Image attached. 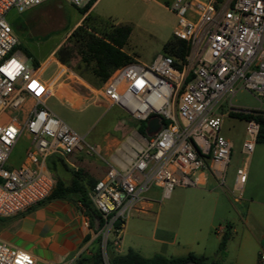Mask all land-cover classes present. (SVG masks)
Masks as SVG:
<instances>
[{
	"label": "built area",
	"instance_id": "built-area-1",
	"mask_svg": "<svg viewBox=\"0 0 264 264\" xmlns=\"http://www.w3.org/2000/svg\"><path fill=\"white\" fill-rule=\"evenodd\" d=\"M45 1L0 0V69L11 72L0 71V217L25 212L51 194L56 177L51 160L57 165L73 153L96 152L46 105L52 88L14 51L18 38L7 13ZM64 1L82 8L89 0ZM170 10L176 16L172 35L188 44L184 56L161 52L149 65H121L94 93L137 121H159L156 131L133 129L100 156L106 169L88 196L99 214L96 236L105 264L107 245L118 246L124 221L141 210L150 188L168 197L175 186L200 185L209 169L224 183L232 146L220 133L223 114L216 109L221 100H228L227 114L264 115V0H173ZM240 89L257 97L255 112L231 103ZM258 129L254 119L246 120L244 159L234 176L239 190ZM23 134L29 147L12 166L10 152ZM80 207L82 225L89 227V216ZM0 264H35V259L0 240ZM256 264H264V251Z\"/></svg>",
	"mask_w": 264,
	"mask_h": 264
},
{
	"label": "rangeland",
	"instance_id": "rangeland-1",
	"mask_svg": "<svg viewBox=\"0 0 264 264\" xmlns=\"http://www.w3.org/2000/svg\"><path fill=\"white\" fill-rule=\"evenodd\" d=\"M172 1L99 0L93 13L101 19L89 16L85 20V24L89 27L88 30L93 31L96 35L108 31L112 25L117 23L128 24L131 27V32L124 49L131 56L132 62L149 65L157 53L163 52V43L172 36L176 24V16L170 10ZM80 17L81 10L64 0H47L23 12L10 10L6 19L18 38V44L14 51L25 55L27 65L34 68V63L37 65L54 49L56 52L59 47L67 44L66 39L76 26L71 31L69 30ZM66 66L86 83L82 87L84 94L89 87L97 89L102 84L92 74L90 65L80 61L78 56L70 58ZM55 70L56 64L52 61L44 68L42 76L49 77ZM72 102L77 104L79 100ZM231 103L250 109L252 112L260 107L257 97L244 89H240L234 94ZM46 105L63 122L79 135L84 136V142L97 152L87 154L85 151H80L68 156V163L62 165L60 170L59 166H56L54 172L56 173L57 169V172L60 171L56 177L64 183H68L72 172L81 170L84 173L83 183L86 189L90 190L93 182L106 169L100 156H104L117 141L128 135L130 131L137 129L140 121L135 120L119 107L108 105L94 96H89L84 100L79 109L72 108L68 101H60L53 95L47 99ZM227 107L228 100L225 99L220 101L216 109L218 113L223 114L220 133L231 142L232 146L230 160L224 173L223 186L229 188L236 196L239 194V189L233 188L231 180L235 176V170L244 159L242 143L247 138L246 120L227 114ZM144 124L146 126L147 121H144ZM28 147V137L23 134L14 144L8 164L17 166L23 160ZM259 158H264V144L255 141L253 151L247 158V166L253 165L254 161ZM189 187L191 186H175L168 197L160 198L159 195L152 210L153 216L143 220L136 219L132 223L142 227L141 232L146 238L151 236L155 223L158 228L157 234L165 233L166 238L180 241L184 234L187 235L189 226L193 223L181 201L182 194ZM214 227L211 229L213 236L215 235ZM207 260L209 263L215 262V251L207 257Z\"/></svg>",
	"mask_w": 264,
	"mask_h": 264
},
{
	"label": "crops",
	"instance_id": "crops-1",
	"mask_svg": "<svg viewBox=\"0 0 264 264\" xmlns=\"http://www.w3.org/2000/svg\"><path fill=\"white\" fill-rule=\"evenodd\" d=\"M98 1L94 0L69 31L79 25L86 15L101 19L93 13ZM125 45L122 50L128 54L124 49ZM52 61L56 64V70L51 76L43 77L44 68ZM64 66L56 60L54 49L32 68L38 78L52 88L53 96L60 101H68L72 108H81L78 106L89 96L99 98L94 95L96 89L92 87L84 94L82 87L86 83L70 69L65 70ZM70 99L79 102L73 104ZM74 154L77 153L71 155ZM56 166L60 170L62 165ZM57 170L55 174L58 176L60 171ZM202 178L200 185L189 187L181 196L193 223L180 241L166 238L165 233L157 234L155 223L151 236L146 238L141 232L142 227L132 223L133 220L153 216L152 210L160 190L152 187L140 205L141 210L124 221L118 246L115 248L108 244V251L122 255L131 248L143 257L153 254L183 257L193 253L204 256L207 262V257L215 251V262L220 264H256L258 253L264 251V158L256 159L253 165L246 166V178L236 196L223 186L224 183L219 182L213 170L205 171ZM231 185L237 188L234 177ZM89 222V227L82 225V209L75 198H52L25 212L0 217V240L30 253L35 264H74L79 257H88L99 247V238L96 236L97 218H89ZM212 227L215 229L214 236L211 233ZM226 231L229 232V238L223 251H218L219 240Z\"/></svg>",
	"mask_w": 264,
	"mask_h": 264
},
{
	"label": "trees",
	"instance_id": "trees-1",
	"mask_svg": "<svg viewBox=\"0 0 264 264\" xmlns=\"http://www.w3.org/2000/svg\"><path fill=\"white\" fill-rule=\"evenodd\" d=\"M93 2L94 0H89L86 5L79 8L81 14H84ZM88 17L89 16L86 15L81 24L77 25L70 32L66 39L67 44L57 49L55 57L59 62L66 65L70 58L78 56L80 61L84 62L86 65H90L92 74L96 76L100 82H104L115 68L132 62L131 56L122 50L131 32V27L128 24H115L112 25L108 31L96 35L93 31L88 30L89 27L85 24V20ZM162 50L174 57L182 58L188 50V44L185 40L175 38L172 35L163 43ZM34 65L35 67L37 66L36 63H34ZM229 114L245 120L254 119L259 125L256 142L264 143V115L233 112ZM145 128L144 121H140L137 126L138 131L145 133ZM59 162L60 165L66 164L61 159H59ZM55 166V161L51 160L49 167L55 170ZM83 178L84 173L81 170L72 172V176L68 183H64L62 180L55 177L54 189L45 200L73 197L80 202L89 218H99L97 210L92 206L89 200L88 193L90 190L86 189ZM95 182L96 180L93 182L92 186ZM228 238L229 232L226 231L219 240L217 247L218 251H223ZM106 257L108 264H179L187 260L198 263L220 264L214 261L209 263L204 256L194 255L193 253H188L183 257H166L161 254L143 257L131 248H128L122 255L110 253L107 249ZM74 264H105V262L100 247H97L90 256L79 257Z\"/></svg>",
	"mask_w": 264,
	"mask_h": 264
},
{
	"label": "water",
	"instance_id": "water-1",
	"mask_svg": "<svg viewBox=\"0 0 264 264\" xmlns=\"http://www.w3.org/2000/svg\"><path fill=\"white\" fill-rule=\"evenodd\" d=\"M147 129H146V133L147 134H150L151 132H154L157 130V128L159 127V121H158V118L157 117H153L151 118L148 122H147ZM179 264H208V263H198V262H195V261H190V260H187V261H184L182 263H179Z\"/></svg>",
	"mask_w": 264,
	"mask_h": 264
},
{
	"label": "snow or ice",
	"instance_id": "snow-or-ice-1",
	"mask_svg": "<svg viewBox=\"0 0 264 264\" xmlns=\"http://www.w3.org/2000/svg\"><path fill=\"white\" fill-rule=\"evenodd\" d=\"M0 71H6V72H8L9 75H11V72L8 71L7 69H0ZM13 131L14 130H9V134H11V132H13ZM25 259H27V258L25 257Z\"/></svg>",
	"mask_w": 264,
	"mask_h": 264
}]
</instances>
